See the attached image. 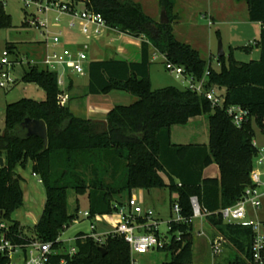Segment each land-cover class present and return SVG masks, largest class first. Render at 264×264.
<instances>
[{"label": "trees", "instance_id": "1", "mask_svg": "<svg viewBox=\"0 0 264 264\" xmlns=\"http://www.w3.org/2000/svg\"><path fill=\"white\" fill-rule=\"evenodd\" d=\"M71 1L83 2L86 8L100 13L109 27L142 39L137 60L98 59L86 67L88 94L117 90L136 100L127 106H114L104 121L84 119L59 105L61 89L56 72L42 65L24 70L20 80L36 83L46 96L42 101L22 98L4 109V128L0 130V157L4 159L0 167V219L10 220L23 205L22 177L17 168H25L28 162L43 183L45 202L30 235L23 233L19 221L9 223L12 241L25 244L35 239L51 242L52 249L61 250L60 234L79 213V206L72 214L67 211L68 189L76 195L86 194L87 210L92 216L113 213L122 205L121 196L125 192L129 196L133 189H168L176 194L171 205L177 203L185 219L193 215L190 198L196 196L207 224L234 249V263H252L253 231L223 221L218 211L234 204L251 186L253 157L258 153L252 123L264 132V0H245L248 19L262 24L258 59L231 60L226 66L221 56L217 58L221 62L218 71L189 44L175 38L173 23L178 15L173 12V0H159L168 18L165 24L153 20L132 0ZM23 24L29 25L25 21ZM11 25V17L0 1V29ZM5 49L17 51L10 42L5 43ZM151 50L165 54L195 79L208 70L205 88L222 91L223 105H212L203 94L188 87L153 89L149 78ZM232 104L249 112L241 126L234 125L226 113V107ZM197 116L207 117L208 143H173L171 127L186 125ZM27 117L45 122L46 146L41 138L26 135L21 122ZM212 164L218 166L219 176L204 177L203 170ZM170 227V242L160 249L168 253V258L161 264L192 263L193 222L171 223ZM176 232L180 240H176ZM99 246L106 249L105 255ZM74 247V255H53L49 263L61 264L62 258L64 264L131 263L129 245L122 235H108L104 242H98L80 232ZM7 262V257L0 254V264Z\"/></svg>", "mask_w": 264, "mask_h": 264}, {"label": "rangeland", "instance_id": "2", "mask_svg": "<svg viewBox=\"0 0 264 264\" xmlns=\"http://www.w3.org/2000/svg\"><path fill=\"white\" fill-rule=\"evenodd\" d=\"M0 1L4 4L5 11L10 15L12 24L11 27L0 29V59L5 50L6 42L15 44L17 48V57L22 59V64L13 63L12 66L9 67L11 75L17 78L18 82L9 88H0V130L2 131L4 128V109L7 104L22 98L36 101L45 99V92L39 85L21 81L20 78L24 70H27L29 67L27 61L31 58H41V55L46 51V33L48 32V37H52V34L61 31L64 44L68 43L70 31H73L75 36L80 40L85 38L84 35L79 33V27L77 25L73 29L68 27L69 17H67V15H62L59 25H55V11H50L46 14L37 12L33 5L25 6L24 0ZM177 3L183 6V10L180 13L179 21L173 23V34L175 38L180 42L189 44L198 52L199 56L207 65L211 66L214 70L218 71L221 67V62L217 59L219 41L222 42L225 53L224 63L226 66L229 65L231 60L249 62L258 59V44L262 24L259 22H252L248 19V5L245 0H178ZM152 5L154 4L152 3ZM78 6V10H81L82 5L79 4ZM156 10L159 11V9H154L153 7L148 9L147 7L146 12L148 14H155ZM211 14L215 19H212ZM33 15L39 19L47 17V32H45L44 29V33H42L35 28V24L32 23L34 21ZM160 16L161 9L157 15L159 21ZM24 21L29 25H24ZM101 38H103V36H98L96 39L85 40L89 45L87 52L88 61L105 59L110 56L111 53L103 48L100 42H97V40ZM116 43L117 42H114L113 45L116 46L120 44ZM61 44L59 48L64 46L63 43ZM138 56V53H134V51L131 55H116L118 58L126 57L128 59H137ZM14 57L15 55L13 54L10 56V59L13 60ZM50 70L56 71L58 75L61 73V68L59 67L51 68ZM69 77L77 86L80 85L83 87L87 85L88 77L86 73L84 75H77L69 69H66L65 75H62L64 83L60 85L62 90H65L66 82L69 80ZM149 78L153 89L169 85L181 89L187 87V80L183 76H176L174 73L167 70L165 68V62L160 58L152 59ZM108 98L110 101L115 102V104L124 106L130 105L136 100L135 97L126 92L111 93L108 95ZM252 127L255 133L253 143L258 150L262 149V151H264V132L254 123H252ZM195 133L197 134L196 136ZM171 139L175 143L182 144L190 142L207 143V117L200 116L195 122L187 126H172ZM256 156L257 155L253 157V164L255 167ZM29 164L28 162L25 168H17V173L22 177L21 187L23 191V205L11 214L10 220H4L8 224L11 221H19L23 233L27 235L31 234L32 227L37 223L45 202L43 183L39 181V176L33 175L31 165ZM153 193V198H148L144 195L143 199H140L139 205L153 210L155 217L159 220V233L170 238L171 235L167 232V223L175 217L171 202L176 199V194L169 192L168 189L156 190ZM67 197L68 213H74L77 206H79V213L78 218L71 222L69 227L65 228L60 234L59 239L62 242L61 250L65 252H68L70 248L75 246V239L78 233L83 232L88 235L93 232L100 233L102 232L100 231L101 228H107L106 225H109L106 220L108 219L110 221L114 218L113 213L92 217L90 219L86 218L83 216L84 211L88 209L86 194L76 195L72 189H68ZM121 197L125 199L127 197V192ZM256 212L251 211V216L253 218L254 216L257 217ZM193 222V261L190 264H235V251L227 243L222 244V248L224 246V249L220 254L221 260L219 261L218 258H215L216 260L214 259L212 263L213 257L211 256L210 243L219 235L207 224L204 218H196ZM91 224L95 226L94 230L91 229ZM105 238V236H101V241L104 242ZM134 258L139 264H161L168 258V253L164 250L156 249L145 254L134 255Z\"/></svg>", "mask_w": 264, "mask_h": 264}, {"label": "built area", "instance_id": "3", "mask_svg": "<svg viewBox=\"0 0 264 264\" xmlns=\"http://www.w3.org/2000/svg\"><path fill=\"white\" fill-rule=\"evenodd\" d=\"M25 6L33 5L35 10L40 13H47L55 11L54 24L59 25L62 15L69 17L68 27H79V32L90 38H97L106 31H113L114 33L121 32L107 25L106 21L100 13H97L84 6L83 2L73 4L71 0H24ZM82 5V9L78 10V5ZM35 28L40 32H47V17L39 19L33 15ZM63 43L61 31L52 34L48 37L46 33L45 46L46 51L41 55V58H31L27 61L29 66L42 65L47 69L55 67L61 68L60 75L57 74V83L60 85L64 83L62 75H65V70L69 69L77 75H84L88 61V43H84L76 48L60 45ZM15 55L11 60L10 56ZM151 59L160 58L165 62V68L176 76H183L187 80V87L203 94L212 105L222 106L224 103V94L217 87L206 89L207 77L209 71L206 70L200 79H195L185 73L184 69L171 63L165 54L159 53L155 50L151 53ZM13 63L22 64V59L17 57L15 52L10 53L5 49L0 59V88L6 89L17 83V78L10 73L9 67ZM52 71V70H51ZM56 72V71H54ZM57 73V72H56ZM61 89V88H60ZM59 105L64 106L68 101L67 93L61 89L57 96ZM226 113L231 118L236 126H241L249 118V112L246 108L232 104L226 107ZM255 165L250 172L251 186L245 188L242 196L232 205L221 208L218 213L222 220L231 223L248 226L253 231V238L251 243L252 260L255 263L264 264V221L251 216V211H258L264 203V151L258 150ZM36 175V174H33ZM41 182V179H39ZM190 203L193 209V215L185 219L180 214V207L177 203L173 205L175 217L168 221L167 232L170 230L171 223L193 222L196 218H204L206 213H203L196 196L190 198ZM116 207V206H114ZM114 213L117 214L116 222L113 228L105 232L103 235L93 232L89 236L96 241H101V236L108 235H122L124 240L128 243L130 249V264H139L134 255L145 254L151 250L162 249L169 242L170 238L161 235L158 230L159 220L155 217L151 208H144L137 202L136 198L130 197L127 204L116 207ZM83 216L86 218L98 217V215H91L89 211H84ZM91 229L95 226L91 224ZM10 225L4 220L0 219V254L7 257V264H50L51 256L60 253L72 256L76 253V248L72 247L68 252L52 249L51 242H41L39 240H31L28 243H14L10 236ZM169 233V232H168ZM176 240H180L181 235L176 232ZM224 239L221 236L215 237L211 243V253L213 256L220 254L222 251V244ZM25 249V253L23 250ZM19 261V263H18ZM65 263V259H61V264Z\"/></svg>", "mask_w": 264, "mask_h": 264}, {"label": "crops", "instance_id": "4", "mask_svg": "<svg viewBox=\"0 0 264 264\" xmlns=\"http://www.w3.org/2000/svg\"><path fill=\"white\" fill-rule=\"evenodd\" d=\"M132 1L139 3L141 5L144 13L147 14L148 16H150L153 20L159 21V19L157 17L158 12L160 11L159 0H132ZM173 1H174L173 12L178 15V19L174 23H177L180 19V13L183 10V6H181L180 3H177L178 0H173ZM152 3L155 6L152 5ZM147 7H148V9L153 7L154 9H159V11L156 10L157 14L156 13L155 14H148L146 12ZM211 17H212V19H215V17L212 14H211ZM101 36H103V38L97 40V42L98 43L100 42V45L111 53L108 58L126 59V60H137L139 58V56L137 59H128L126 57L125 58H118V57H116V55H118V54L131 55L133 53V51H134V53H138V55H139L140 44L142 41L141 38H139V37L136 38V37L124 34V33H121V34L114 33L113 31H106ZM68 37H69L68 43L64 44V42H63V45L69 46L71 48H76V47H78L84 43H87V41H85L86 39H88V40L94 39V38H90V37H87L84 35L85 39L80 40L79 38H77L75 36L73 31H70V34ZM114 42H117L120 44L116 43L117 45L114 46L113 45ZM151 63H152V59H151ZM87 84H88V81H87ZM64 91L68 95V101L65 104V106H67L74 115L81 117V118H84V119H97V120L104 119L105 114L109 110H111L114 106L117 105V104H115V102L110 101V99L108 98V95L111 93L122 92V91L112 90V91L105 93V94H96V95L88 94L87 93V85L83 86V87H81L80 85L77 86L70 77H69V80L66 82V86H65ZM80 115H82V116H80ZM199 117L200 116L191 118L188 121V123L186 125H183V126H187L188 124H192ZM196 135L197 134L195 133V136ZM171 141H172V139H171ZM173 143H175V142H173ZM207 143H205V142H194L193 144H207ZM175 144H182V143H175ZM184 144H188V143H184ZM203 176L204 177H218L219 176L218 166L216 164H212V165L206 167L203 170ZM156 190H161V189H152L150 191H146L143 189H133V190H131L129 196H127L125 199H122V205L127 204L130 197L136 198L138 203L141 201L140 199H143L144 195L147 196L148 198H153V194H154L153 192H155ZM162 190H164V189H162ZM165 190H167V189H165ZM113 214H114V218L111 219L112 221L110 220L111 223L108 219L106 220L109 223V225H106L107 228H104V229L101 228L100 229V231H102V232H100L101 235H103L105 232L110 231L113 228V226L116 222V219H117V214L114 212H113ZM102 215H104V214H102ZM102 215H99V216H102ZM256 215H257L258 219L264 221V203H263V206L261 207V209L256 212ZM193 224H194V222H193ZM210 249H211V247H210ZM223 249H224V246L222 248L221 253L223 252ZM192 251H193V245H192ZM220 254L213 256L211 253V256L213 257L212 263L214 262L215 258L216 259L218 258L219 261L221 260ZM192 261H193V259H192ZM248 264H258V263L252 262V263H248Z\"/></svg>", "mask_w": 264, "mask_h": 264}, {"label": "water", "instance_id": "5", "mask_svg": "<svg viewBox=\"0 0 264 264\" xmlns=\"http://www.w3.org/2000/svg\"><path fill=\"white\" fill-rule=\"evenodd\" d=\"M160 23H167L168 18L164 10L161 11L160 16ZM224 50L222 47V42L219 41L218 47H217V57L224 56ZM101 121H104V119H100ZM21 126L26 130V135L29 136H36L43 140L44 146L47 145V127L43 120L41 119H33V118H25L21 122ZM4 165V159L3 157H0V167ZM99 250L101 251L102 255L106 254V249L103 246H99ZM25 253V249L23 250Z\"/></svg>", "mask_w": 264, "mask_h": 264}]
</instances>
